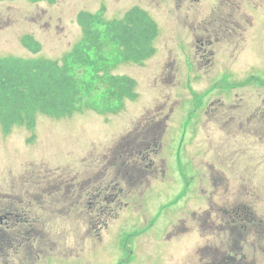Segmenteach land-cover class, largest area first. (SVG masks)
I'll use <instances>...</instances> for the list:
<instances>
[{
	"label": "rangeland",
	"instance_id": "374dc122",
	"mask_svg": "<svg viewBox=\"0 0 264 264\" xmlns=\"http://www.w3.org/2000/svg\"><path fill=\"white\" fill-rule=\"evenodd\" d=\"M236 3L239 7L232 12L226 0H210V5L206 0L201 3L196 0H0V57H43L61 63L83 40L78 23L80 13L95 14L103 7V17L107 20L121 19L129 10L139 7L160 29L156 56L140 67L122 62L108 75L130 77L137 84L134 90L137 97L135 101L126 100L124 110L106 114L105 107L113 104L112 98L104 96L97 101L100 94L93 91L87 103L96 110L89 106L83 113L59 119L40 114L34 129L15 127L9 136L0 125V185L34 179L37 176L31 174L41 169H44L42 173L60 177L63 185L73 180L76 189L80 188L79 193L97 185H112L120 202L131 208L121 210L117 218L111 219L104 234L119 233L118 248H122L125 238L134 237L133 264H200L202 244L210 249L218 244L213 237V224L207 223L208 227L203 228L198 221L203 212L210 210L208 201L215 195L208 174V168L215 164L231 181L238 176L233 173L246 174V179H251L257 210L264 216V118H260L264 109V0H236ZM192 4L195 8L190 10ZM212 8L221 11L214 14ZM229 11L236 23H243L245 30L233 33L231 23L228 26L222 21L221 16ZM206 15L213 23L207 25L209 34L192 23L203 24ZM226 27L228 30H223ZM27 36L41 44L39 54L23 45L22 40ZM187 46L194 68L189 67L191 63L187 59L182 62ZM119 55L120 49L112 50L110 60ZM184 68L189 71L187 75ZM75 73L80 79H89L92 69L76 68ZM173 80L171 92H182L174 98L181 99L182 106L174 107L176 113H170L165 120L160 146H144L141 143L148 141L147 137L143 133L136 135L147 118L153 117L155 121L164 116L165 92L170 90ZM100 87L109 88L103 80ZM216 92L227 106L236 99V106L207 121L205 109L212 100L207 98L197 107L199 113L204 106L199 114V126L192 122L189 133H184L187 119L184 105L190 101L198 104L202 94L205 98ZM251 112L252 134L234 129L238 116L249 117ZM229 129L236 130V134H230ZM30 138L37 144L28 148L25 141ZM181 145L184 149L177 157L176 149ZM191 155L197 158L188 162ZM146 158L147 165L142 162ZM46 187L39 203L53 209L50 215L41 214L38 230L56 234L68 232L72 227L76 230L77 243L84 244L80 239L89 232L85 225L86 204L81 208L77 202L69 217L65 204H57L55 198L47 196L51 193ZM7 190L17 191L10 187ZM197 214L200 216L194 220ZM187 227L191 233H184ZM61 243L62 249L67 248L66 242ZM111 247L103 244L94 247L90 254L99 259L104 255L103 250ZM244 248L249 261L256 255L255 250ZM56 254L52 252L48 258L41 254L39 263L55 264ZM247 260L239 258L238 262L247 264ZM259 261L258 264H264V255L259 256Z\"/></svg>",
	"mask_w": 264,
	"mask_h": 264
},
{
	"label": "flooded vegetation",
	"instance_id": "af4514ba",
	"mask_svg": "<svg viewBox=\"0 0 264 264\" xmlns=\"http://www.w3.org/2000/svg\"><path fill=\"white\" fill-rule=\"evenodd\" d=\"M227 5L232 12L239 7L236 0H229ZM194 8L195 4H192L190 10ZM212 11H215L214 14H216L217 11L220 13L221 9L214 8ZM221 17L222 21L226 22L228 26L231 23L233 33L245 30L242 28L243 23L241 21L236 23V19L230 11L226 16L222 15ZM187 24L185 25L186 28ZM207 25H213V23L206 15L203 24L199 23L198 27L205 34H209ZM223 30L228 29L226 27ZM203 41L204 38L200 42L203 43ZM204 95L199 98L201 99L200 103L206 101L207 98L212 99L208 103L211 106L208 107L207 105L205 109L207 121L211 120L216 114L236 106V99L234 104L227 106L219 92L210 97L204 98ZM239 101L241 100L239 99ZM223 103L224 105H222ZM218 104L221 105L218 106ZM203 110L204 106L197 114L198 126L201 122L199 114H202ZM261 112L260 118L263 119L264 109ZM230 120L234 121L233 119ZM252 120V112L249 117L238 116L237 127L233 125L234 129L240 128L242 134L243 132L247 133L252 126ZM234 129L228 130L230 134H236ZM249 134H252V130L249 131ZM191 156L193 157H189L188 162H190V159L197 158L194 155ZM215 165L217 166V164ZM216 166L211 169L208 168L215 195L213 194L211 200L208 201L210 210L203 212V216L198 221L204 225L203 228L208 227L207 223L213 224V237H215L218 244L213 245L212 249L202 244L199 263L240 264L238 262L239 258L247 260L249 256L245 252L244 247L246 246L247 251L248 247H253L251 250H255L256 253L254 257H250L249 261L247 260V264H258L259 256L264 255V249L262 248L264 242V216L262 213L259 214L257 210L258 205L254 200L256 194L252 193L253 188L250 185L251 179L248 178L247 180L248 176L246 174L240 176V174L233 173V175L238 176L235 181H231L226 172L220 171ZM59 179L60 181H58ZM61 181L60 177L41 173L36 178L19 184L0 185V264H40L41 254L48 258L55 251L58 252L53 257L55 264H133L135 260L134 237L125 238L122 248H118L116 241L120 234H104V231L109 228L106 221L117 218L119 210L128 208V205L123 204L122 201L120 202L118 194L114 190L115 188L112 185L108 187H98L97 185L88 191L79 193L80 188L77 187L76 189L73 180L67 181L66 185H63ZM191 182L195 185V180L191 179ZM8 187L17 189V191H9L7 190ZM45 187L46 190L50 189L51 195L47 196L55 198L53 199L55 203L65 204L69 217L76 210L73 207L76 206L77 202L81 204V208L86 204L88 211L85 225L89 232L85 233V236L80 239L85 241L84 244L77 243L76 230L72 227L68 228V232L56 234H46V232L38 230L41 214L50 215L53 209L48 204L47 206L39 203ZM247 187L249 189L248 193ZM242 191H244L243 194ZM200 214L195 215L193 219L196 220ZM204 216L206 217L204 218ZM190 230L187 227L184 229V233H191ZM110 236H113V238L111 239ZM61 242H66L67 248L62 249ZM88 244H90L89 248L82 249L83 246L87 247ZM103 244L112 247L103 250L104 255L101 258H92L91 250ZM78 249H81V251H78Z\"/></svg>",
	"mask_w": 264,
	"mask_h": 264
},
{
	"label": "trees",
	"instance_id": "16d2710c",
	"mask_svg": "<svg viewBox=\"0 0 264 264\" xmlns=\"http://www.w3.org/2000/svg\"><path fill=\"white\" fill-rule=\"evenodd\" d=\"M78 23L83 40L61 63L43 58H0V124L5 133L15 126L34 128L39 113L62 118L81 113L89 106L96 110L87 103L93 91L100 94L97 100L104 96L112 98L113 104L105 107V113L124 109L126 99L135 101V81L130 77L108 76L109 69L114 67L110 66L108 56L112 50L120 49L118 57L123 62L142 63L155 52L156 24L139 8L113 21L104 19L102 12L82 13ZM23 43L34 53L41 51V45L31 37L23 38ZM76 68L92 69V75L80 79ZM101 71L106 73L105 78ZM102 80L108 89L100 87Z\"/></svg>",
	"mask_w": 264,
	"mask_h": 264
}]
</instances>
